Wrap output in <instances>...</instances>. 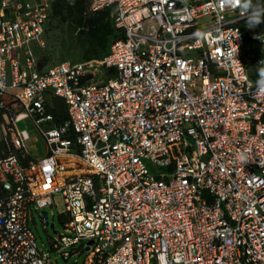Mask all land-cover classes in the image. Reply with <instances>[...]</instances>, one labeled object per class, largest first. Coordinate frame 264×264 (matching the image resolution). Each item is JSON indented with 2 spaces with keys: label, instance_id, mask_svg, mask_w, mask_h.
Segmentation results:
<instances>
[{
  "label": "built area",
  "instance_id": "built-area-1",
  "mask_svg": "<svg viewBox=\"0 0 264 264\" xmlns=\"http://www.w3.org/2000/svg\"><path fill=\"white\" fill-rule=\"evenodd\" d=\"M54 1L0 0V264H264V96L243 59L246 13L89 0L122 36L101 59L41 69ZM27 119L42 158L28 160ZM58 194L63 232L51 223L44 252L33 227L48 230Z\"/></svg>",
  "mask_w": 264,
  "mask_h": 264
},
{
  "label": "trees",
  "instance_id": "trees-1",
  "mask_svg": "<svg viewBox=\"0 0 264 264\" xmlns=\"http://www.w3.org/2000/svg\"><path fill=\"white\" fill-rule=\"evenodd\" d=\"M252 3L257 4L254 0ZM77 16L85 18L82 28L73 24ZM240 28L246 37L243 59L250 78L257 83L260 79L259 69L264 65V49L255 36L264 34V24L250 28L245 20L240 23ZM54 33L59 36L57 61L53 60L54 55L50 52L48 41ZM121 36V31L115 27L111 9L93 12L90 10L89 0H55L45 27L47 49L39 53L40 68L46 69L59 62L79 63L101 59L108 54L111 44ZM47 108L53 115L55 124L61 125L68 120L67 106L62 98L48 96ZM7 155L8 148L2 139L0 158ZM28 160L31 158L28 157Z\"/></svg>",
  "mask_w": 264,
  "mask_h": 264
},
{
  "label": "rangeland",
  "instance_id": "rangeland-1",
  "mask_svg": "<svg viewBox=\"0 0 264 264\" xmlns=\"http://www.w3.org/2000/svg\"><path fill=\"white\" fill-rule=\"evenodd\" d=\"M84 21L85 18H83L82 16H77L73 20V24L77 28H82V26L84 25ZM47 36H49L48 32H47ZM48 41L50 45V52L54 55L53 60L54 61L59 60L56 54L57 45L59 43L58 34L54 33L52 38H50ZM18 128L20 131H24V130L27 131L30 136V141L27 143V145L29 147V153H30L29 157L31 158V160L39 159L45 156L46 155L45 139L42 136L40 130L34 124V122L31 119L21 120L18 123ZM1 140L2 138H1V129H0V141ZM56 204H57V208L46 209V212L49 213V221H50V226L47 228L48 230L46 231L43 228L38 217H37V225L33 227L35 234L37 236L38 245L41 248V250H43L44 252H48L50 249L49 236L54 237V230L51 227V223H55L56 230H58L60 233L63 232V228L61 224L62 221L58 215L60 212L64 210V204L62 201V196L60 194L56 196ZM53 258L58 261V264H66L59 255L54 254Z\"/></svg>",
  "mask_w": 264,
  "mask_h": 264
},
{
  "label": "clouds",
  "instance_id": "clouds-1",
  "mask_svg": "<svg viewBox=\"0 0 264 264\" xmlns=\"http://www.w3.org/2000/svg\"><path fill=\"white\" fill-rule=\"evenodd\" d=\"M221 5H228L232 8L240 7L246 13V25L250 28L264 24V6L259 3L253 4L252 0H221ZM259 75L260 79L257 82L259 94L264 96V68L259 69ZM241 159L243 160L244 157Z\"/></svg>",
  "mask_w": 264,
  "mask_h": 264
},
{
  "label": "water",
  "instance_id": "water-1",
  "mask_svg": "<svg viewBox=\"0 0 264 264\" xmlns=\"http://www.w3.org/2000/svg\"><path fill=\"white\" fill-rule=\"evenodd\" d=\"M44 216H45V218L47 219V217H48V213L45 211L44 212ZM51 227H53V224H51Z\"/></svg>",
  "mask_w": 264,
  "mask_h": 264
}]
</instances>
